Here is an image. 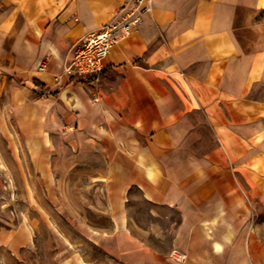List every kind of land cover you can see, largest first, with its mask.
Listing matches in <instances>:
<instances>
[{
  "label": "crops",
  "instance_id": "obj_1",
  "mask_svg": "<svg viewBox=\"0 0 264 264\" xmlns=\"http://www.w3.org/2000/svg\"><path fill=\"white\" fill-rule=\"evenodd\" d=\"M132 5L0 0V121L31 141L52 121L78 127L79 158L92 146L103 166L87 187L104 191L96 204L134 254L127 264H251L258 247L244 239L247 204L231 175L264 150V0H153L97 81L67 75L78 41ZM136 198L154 220L174 222L170 247L140 240ZM29 241L22 224L0 227L12 253Z\"/></svg>",
  "mask_w": 264,
  "mask_h": 264
},
{
  "label": "rangeland",
  "instance_id": "obj_2",
  "mask_svg": "<svg viewBox=\"0 0 264 264\" xmlns=\"http://www.w3.org/2000/svg\"><path fill=\"white\" fill-rule=\"evenodd\" d=\"M42 129L43 140L31 141L15 121H0V227L22 224L30 235L29 246L23 245L20 252L0 245V264L134 262V254L121 251L109 212L96 204V193L104 191L87 187L94 170L103 167L93 147L86 148L90 157L79 158L78 127L66 121H52ZM41 148L43 158L36 156ZM256 149L245 159L247 172L231 177L247 204L244 239L252 250L255 242L258 247L251 264H264V150ZM132 201L128 208L137 219L132 227L140 240L170 247L174 222L161 224L151 216L154 206L142 198ZM170 215L179 219L176 211Z\"/></svg>",
  "mask_w": 264,
  "mask_h": 264
},
{
  "label": "built area",
  "instance_id": "obj_3",
  "mask_svg": "<svg viewBox=\"0 0 264 264\" xmlns=\"http://www.w3.org/2000/svg\"><path fill=\"white\" fill-rule=\"evenodd\" d=\"M153 0H133L131 8L120 10L114 18L103 24L94 34L84 36L75 46L74 55L67 65V75L97 81L106 67V58L117 43L130 35L142 23L144 16L152 11ZM45 64L40 66L44 70ZM184 260L185 254L171 253Z\"/></svg>",
  "mask_w": 264,
  "mask_h": 264
}]
</instances>
